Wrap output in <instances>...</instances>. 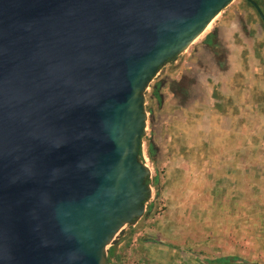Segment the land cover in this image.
<instances>
[{
  "label": "water",
  "instance_id": "obj_1",
  "mask_svg": "<svg viewBox=\"0 0 264 264\" xmlns=\"http://www.w3.org/2000/svg\"><path fill=\"white\" fill-rule=\"evenodd\" d=\"M233 1L0 0V264H113L151 211L147 91Z\"/></svg>",
  "mask_w": 264,
  "mask_h": 264
},
{
  "label": "crops",
  "instance_id": "obj_2",
  "mask_svg": "<svg viewBox=\"0 0 264 264\" xmlns=\"http://www.w3.org/2000/svg\"><path fill=\"white\" fill-rule=\"evenodd\" d=\"M238 7L215 28V40H206L210 33L183 53L187 68L176 80L183 81L182 88L166 92L162 105L149 112L143 158L152 164L166 207L146 217L147 227H142L140 219L121 236L111 247L115 249L110 258L113 264H119L127 251L137 253L138 261L144 254L163 255L165 264H175L179 257L184 264H208L204 259L215 264V238L232 237L234 241H222L230 247L220 258L231 262L238 255L245 264V257L251 256L241 243L252 245V209H261L262 203L251 199V153L241 157L237 150L232 152L242 138L237 131L244 135L250 127L233 119L236 107L224 100V89L233 86L237 73H246L248 64L264 59V32L254 20L246 24L247 9ZM229 92L240 97L239 92ZM251 143L249 136L247 144ZM237 192L243 193V200L233 199ZM154 258L152 264H156Z\"/></svg>",
  "mask_w": 264,
  "mask_h": 264
},
{
  "label": "rangeland",
  "instance_id": "obj_3",
  "mask_svg": "<svg viewBox=\"0 0 264 264\" xmlns=\"http://www.w3.org/2000/svg\"><path fill=\"white\" fill-rule=\"evenodd\" d=\"M244 3V0H234L226 9H224L212 22L211 26L207 28V30L192 44L195 46L196 44H201L206 37L215 30V28L224 22L225 18L228 16L229 12L234 9L237 6H241V4ZM191 45V46H192ZM187 51V50H186ZM185 51V52H186ZM183 54V53H182ZM256 63L248 64L246 67V73L244 74H238L235 77L233 86L230 85L229 89L226 87L224 89L225 92V101L233 102V105L236 107L233 110L236 111L233 119L235 121L248 122L246 125H249V130H246L245 134L243 135L242 131L236 133L237 136L242 135L240 143L237 145L236 149L234 148L232 152L238 151V155L243 157L244 154L248 151L251 153L252 159H251V167H252V200L253 202H260L262 203V207L260 208H253L252 214H253V222H252V238L253 242L252 245L247 244L246 241L245 244L242 245V247H245L247 249L246 255L248 256L249 253H251V256L245 257L246 263H259L264 264V162H263V155H264V65L263 63L259 62L258 60H255ZM159 75V73H158ZM157 75V76H158ZM156 76V78H157ZM155 78V79H156ZM155 79L151 83L148 91H147V100H146V106L148 110L149 106V93L151 92L152 84L154 83ZM232 86V87H231ZM220 87V86H218ZM222 94V89H217ZM239 92L240 97H232L231 94H229V91ZM229 92V93H228ZM223 96V95H222ZM228 96L229 99H228ZM234 98V99H233ZM245 112L243 111V109ZM244 112V113H242ZM242 113V114H241ZM244 116V117H243ZM147 130V129H146ZM249 136L252 138V143L250 146L247 144ZM146 138V137H145ZM245 142V144H244ZM243 166V165H241ZM150 167L152 170V174L155 175V171L152 168V164L150 163ZM237 170V169H236ZM232 180V178H230ZM240 184L243 182V179L236 180ZM245 181V179H244ZM247 182V180H246ZM155 196L154 199L151 200L150 198L149 202L147 203V212L150 210L151 204L154 201L155 204H153V207L151 208V211H149L150 216L152 213V216L159 214L158 209V200L156 198L157 191L159 190V185H155ZM261 186V187H260ZM233 199L236 198L237 201L243 200V193L240 192V194L237 192L234 194ZM156 198V199H155ZM166 207V206H165ZM146 217L142 218L143 228L147 227V223L145 222ZM257 220V223L256 221ZM127 230H133V227L130 226L127 228ZM144 237L147 236V234L142 235ZM227 241H234L233 237L225 238ZM221 238H215V259L220 258L223 255V252H228V249L230 245H223ZM220 241V242H218ZM219 243V245H218ZM233 243V242H231ZM180 252H178V255ZM229 254V253H228ZM157 255V254H156ZM161 257L158 258H149L148 256H145L142 254L141 261H138V255L137 253H129L128 251L126 253H122L121 258L119 260V264H152L153 258L154 262L156 264H165L162 259L163 255H160ZM235 256V255H231ZM136 257V258H135ZM179 257V256H178ZM135 258V259H134ZM182 258V256H181ZM160 259V260H159ZM178 262L175 264H184V259H180L179 257ZM202 260V259H199ZM210 259H204L205 262H208L210 264ZM193 261V260H192ZM231 262L234 263H241V259L238 258V255L236 257H233ZM118 264V263H117ZM155 264V263H153Z\"/></svg>",
  "mask_w": 264,
  "mask_h": 264
},
{
  "label": "flooded vegetation",
  "instance_id": "obj_4",
  "mask_svg": "<svg viewBox=\"0 0 264 264\" xmlns=\"http://www.w3.org/2000/svg\"><path fill=\"white\" fill-rule=\"evenodd\" d=\"M256 1L259 6L261 7L262 11L264 12V0H254ZM245 7L247 9L246 15H245V22L246 24L250 23L252 20H254V23L261 25V30L264 32V18H262L256 8V6L251 3L249 0H244V3L239 6ZM238 7V8H239ZM244 10V9H243ZM247 19V20H246ZM216 32L212 31L211 34L206 39L209 40H215ZM262 44V49H263ZM190 48V47H189ZM184 55L181 54L177 56L176 58L168 61L159 71V75L155 79L154 83L151 87V92L149 93V106L148 111L153 113V110L157 106H161L162 102H164V99H166L167 95L166 92L170 93V91L174 90V88L181 86L182 88V80H179V77H183L184 72L187 68V65H184ZM261 63L264 65V59L261 60ZM180 82V83H179ZM152 205V204H151ZM151 209V208H150ZM220 264H229V263H220ZM231 264H235L232 263Z\"/></svg>",
  "mask_w": 264,
  "mask_h": 264
},
{
  "label": "built area",
  "instance_id": "obj_5",
  "mask_svg": "<svg viewBox=\"0 0 264 264\" xmlns=\"http://www.w3.org/2000/svg\"><path fill=\"white\" fill-rule=\"evenodd\" d=\"M143 162L145 163V164H147L149 167H150V162H149V159L144 155V160H143ZM151 168V167H150ZM154 178H155V175L154 174H152L151 175V180H152V183H151V186H152V196H151V200H153L154 199V196H155V192H156V189H155V186H154ZM156 185V184H155ZM159 193V190L157 191V194H156V198H157V200H158V209H159V214L160 213H162L163 211H164V208H165V206H166V202H165V199L164 198H161V196L158 194ZM155 198V199H156ZM153 204H155V202L153 201L152 202Z\"/></svg>",
  "mask_w": 264,
  "mask_h": 264
},
{
  "label": "trees",
  "instance_id": "obj_6",
  "mask_svg": "<svg viewBox=\"0 0 264 264\" xmlns=\"http://www.w3.org/2000/svg\"><path fill=\"white\" fill-rule=\"evenodd\" d=\"M140 156H141L142 160H144L142 146H141V150H140ZM149 183H152L151 179H149ZM154 183L158 184L156 177L154 178ZM152 207H153V205L150 206V208H152ZM114 254H115V249L114 248H110L109 257L110 258L113 257ZM225 262L231 264V262L226 257L215 259V264H220V263H225ZM236 264H238V263H236ZM240 264H243V263H240ZM245 264H258V263H245Z\"/></svg>",
  "mask_w": 264,
  "mask_h": 264
},
{
  "label": "bare ground",
  "instance_id": "obj_7",
  "mask_svg": "<svg viewBox=\"0 0 264 264\" xmlns=\"http://www.w3.org/2000/svg\"><path fill=\"white\" fill-rule=\"evenodd\" d=\"M211 24H212V23H211ZM210 26H211V25H210ZM210 26H209V27H210ZM209 27H208V28H209Z\"/></svg>",
  "mask_w": 264,
  "mask_h": 264
}]
</instances>
